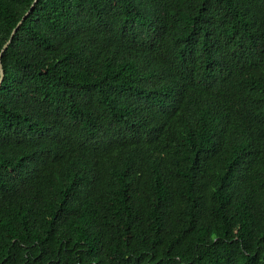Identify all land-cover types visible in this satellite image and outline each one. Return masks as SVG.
Instances as JSON below:
<instances>
[{
  "label": "trees",
  "instance_id": "16d2710c",
  "mask_svg": "<svg viewBox=\"0 0 264 264\" xmlns=\"http://www.w3.org/2000/svg\"><path fill=\"white\" fill-rule=\"evenodd\" d=\"M0 0V264H264V0Z\"/></svg>",
  "mask_w": 264,
  "mask_h": 264
},
{
  "label": "water",
  "instance_id": "95a60500",
  "mask_svg": "<svg viewBox=\"0 0 264 264\" xmlns=\"http://www.w3.org/2000/svg\"><path fill=\"white\" fill-rule=\"evenodd\" d=\"M36 2V0H34L33 4L31 5V7L34 6V3ZM30 12V9L28 11H26L24 13V15L21 17V19L18 21L17 25L13 28L12 32H11V35L9 37V39L3 44L2 46V49L0 51V84L2 83L3 79H4V75H5V70H4V67H3V64H2V60H1V57H2V54L3 52L5 51V49L8 47V45L11 43L17 29L19 28V26L23 23L24 19L26 18V16L29 14Z\"/></svg>",
  "mask_w": 264,
  "mask_h": 264
}]
</instances>
